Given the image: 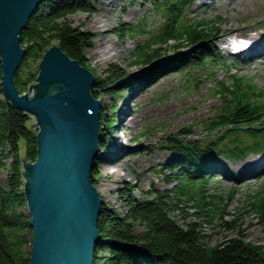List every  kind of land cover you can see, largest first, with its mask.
Here are the masks:
<instances>
[{
	"label": "trees",
	"instance_id": "1",
	"mask_svg": "<svg viewBox=\"0 0 264 264\" xmlns=\"http://www.w3.org/2000/svg\"><path fill=\"white\" fill-rule=\"evenodd\" d=\"M193 1L156 0L155 9L161 12L162 19L161 30L156 34H148L139 24L120 28V33L125 32L130 36L148 35L147 40L136 44L131 53L135 63H156L166 51L162 48L165 45L175 53L180 50L179 47H193L192 60L197 69L205 68L207 63L217 65L204 44L212 39L219 17L211 20L188 18L185 7L191 6ZM89 9L84 0L42 2L35 16L30 17L21 31L25 53L14 75L15 85L20 92L35 80L36 63L52 43L70 59L86 67L85 56L91 34L73 25L69 16ZM174 61L183 63L176 57L173 61L169 60ZM32 65L35 68L32 69ZM185 66L180 64L178 68L183 72ZM217 66H220L219 63ZM107 70L110 73L94 78L96 86L90 88L92 96L97 99L100 97L98 93L115 96L120 95L124 88L123 82H118L125 72L118 67ZM194 80L197 82V77ZM256 90L244 76L214 81L211 95L218 99L219 106L205 121V133L200 139L186 140L185 134L191 133L189 128L162 137L159 148L175 154V162L168 165L172 166L169 169L181 168L177 174L164 177L165 184H173L172 188H152L142 192L141 198L132 199L130 191L135 189V185H125L122 188L124 191L120 190V196L128 209L122 216L102 203L97 220L102 242L98 243L94 260L104 264H264L261 245L250 243L238 235L211 245L205 241L196 223L188 222L182 227L172 217L179 211L183 212L181 203L186 205L189 201L192 202L191 207L196 209L194 215L198 219L210 223L212 215L218 214L221 197L207 193L206 182L195 181L192 176L204 160L216 159L214 155L222 153L233 161L250 153L264 151V97L259 96L262 91L258 90L256 94ZM106 109L107 105L104 104L99 115L102 148L109 137L107 132L115 124L106 115ZM28 125L29 116L10 105L0 89V167L4 168L5 161H9L5 179H0V264L29 262L30 250L27 247H30L32 238L29 216L23 209L26 201L21 191L20 160H35L37 130L35 132ZM242 136L247 140L244 141ZM97 177L98 173L92 169V183ZM241 208L264 226V184L254 194L247 195Z\"/></svg>",
	"mask_w": 264,
	"mask_h": 264
},
{
	"label": "rangeland",
	"instance_id": "2",
	"mask_svg": "<svg viewBox=\"0 0 264 264\" xmlns=\"http://www.w3.org/2000/svg\"><path fill=\"white\" fill-rule=\"evenodd\" d=\"M84 1L90 8L89 11L70 15L69 20L80 30L91 34V43L85 56L87 61L85 68L94 78L105 76L110 73L107 69L112 70L114 67L125 72L124 77L118 82L119 84L123 82L124 87L120 95L97 94L100 96L98 100L101 107L107 105L105 113L115 121V124L109 130L113 138L108 137L101 151L102 160L110 156L113 160L109 161V166L102 168L101 165L98 167L101 161L96 159L94 169L98 177L93 183L103 204L122 216L128 209L120 196V190L125 185H135V189L130 191L132 199L141 198L142 192L152 188L160 190L172 188L173 184H165L164 177L177 174L181 168L172 171L169 169L172 166L168 165L175 162L171 160L175 158V154L159 148L162 137L189 128L191 133L185 134V139L188 141L200 139L205 133V121L210 119L219 106L218 99L211 95L216 79L226 81L231 76L247 77L257 88L255 93L262 91L259 96L264 97V55L261 57L253 55L254 57L249 59L244 58L246 53L237 56L230 52L232 48L227 52L222 50L225 44L219 41V38L227 40L238 34L248 40V45L253 40L250 37H256V41L260 39L259 36L264 33V30H261L264 26V23H261L264 21L262 4L264 0H195L191 6L185 7L188 18L211 20L219 17V22L214 25L212 39L204 46L206 45L205 48H208L207 51L220 66L207 63L205 68L200 69L195 68L193 64V47L182 46L175 53L162 45L166 51L156 63L144 65L134 62L132 51L136 44L146 41L148 35L130 36L124 34L125 32L120 33L119 30L139 24L148 34L158 33L161 30L162 19L161 12L155 9L156 0ZM231 2L233 3L229 4ZM54 45L55 43H52L51 46ZM175 57L183 63L169 62ZM38 64L36 63L37 74ZM180 64H186L183 72L178 68ZM33 68L35 65H32ZM195 77L198 79L197 82L194 80ZM35 84L36 78L28 84L25 91H19V95L33 98L36 92L32 87ZM58 86L59 84H53L48 91L55 92ZM113 103L116 104L115 107ZM126 107H132L134 119L127 121L125 117L126 121L122 123L120 116ZM28 116V127L36 132L37 127L33 126L36 119L34 116ZM100 128L102 127L99 125V130ZM242 139L247 140L245 136H242ZM118 144L121 147L116 148ZM257 155L248 154L236 161H229L222 153H217L214 155L216 159L206 162L204 160L195 174H190L194 176L195 181L206 182L207 193L221 197L218 204L219 212L217 215L213 214V219L208 223L196 218L194 215L196 209L191 207V201L186 202V205L181 203L183 212L179 211L172 215L176 223L182 227L188 222L196 223L205 241L211 245L238 235L250 243L261 245L264 250V226L251 213L241 208L247 195L254 194L264 184V174L243 182H239L237 178L250 170L256 161H262V158L258 157L253 163H247L246 167L238 168L241 163L245 164L248 158ZM20 165L22 178V158ZM8 167L9 161H5L4 168L0 167L1 180L5 179ZM229 174H232L230 179L226 177L230 176ZM21 191L23 192V186ZM23 209L27 214V206ZM30 236L32 238V233ZM27 249L30 250V247ZM93 264L104 263L94 260Z\"/></svg>",
	"mask_w": 264,
	"mask_h": 264
},
{
	"label": "water",
	"instance_id": "3",
	"mask_svg": "<svg viewBox=\"0 0 264 264\" xmlns=\"http://www.w3.org/2000/svg\"><path fill=\"white\" fill-rule=\"evenodd\" d=\"M44 0H0V89L6 101L34 116L36 158H22L23 194L32 239L28 264H93L102 239V208L92 180L101 160V102L91 95L93 74L57 45L38 64L33 98L19 95L14 75L21 61V31ZM59 84L55 92L49 87Z\"/></svg>",
	"mask_w": 264,
	"mask_h": 264
},
{
	"label": "bare ground",
	"instance_id": "4",
	"mask_svg": "<svg viewBox=\"0 0 264 264\" xmlns=\"http://www.w3.org/2000/svg\"><path fill=\"white\" fill-rule=\"evenodd\" d=\"M116 1V0H115ZM195 1V0H194ZM194 1L192 2V4L194 3ZM215 1V0H214ZM247 1V0H246ZM240 2V1H239ZM215 3V2H214ZM214 3H212V5L214 4ZM233 2H231V3H229V4H232ZM191 4V5H192ZM262 4H264V2H262ZM261 4V5H262ZM234 7V6H233ZM257 14V13H256ZM264 15V14H263ZM255 18V17H254ZM247 20V19H246ZM257 20V19H256ZM260 23V22H259ZM257 25V24H256ZM259 26V25H258ZM238 27V26H237ZM249 28V27H248ZM239 29H240V27H239ZM246 32H249V31H246ZM259 34V33H258ZM251 38H253V40H251V44L250 45H247L246 46V42H244V41H241V40H243V38L241 37V35H236V37L234 36L233 38H231V39H220L219 38V41H221L222 43H224L225 45L224 46H222V50H224V51H226L227 52V47H228V45H229V43L230 42H232V44L234 45V47H235V52H239V53H246V54H254L255 53V55L257 56V57H261V55H264V33L263 34H261L260 36H259V38L260 39H258L257 41H256V37H250V39ZM99 47V46H98ZM234 47H233V49H234ZM102 48H103V46H102ZM233 49H231V50H233ZM231 52V51H230ZM221 53V52H220ZM258 60V59H257ZM115 106H116V104H115ZM138 110V109H137ZM131 112V113H130ZM130 113V114H129ZM129 115V116H128ZM134 110L132 109V107H126L125 109H124V111H123V115L122 116H120V121L122 122V123H124V121H132L133 119H134ZM125 117H126V120H125ZM107 135L110 137V138H113L112 137V135H111V133H110V131H108L107 132ZM118 147H121L119 144L116 146V148H118ZM118 156V155H117ZM113 157V156H112ZM258 157V156H257ZM257 157H253V158H248L247 160H246V163L245 164H243V163H241L239 166H238V168L239 169H241V168H243V167H246L247 166V163H249V162H252L253 163V161L254 160H256V158ZM224 158H226V157H224ZM175 159V158H174ZM173 158L171 159V160H174ZM227 160H229L228 158H226ZM253 159V160H252ZM111 160H113L112 158H111V156L109 157V158H107V159H103L102 160V158H101V163L98 165V167L101 165V167L102 168H106L107 166H109V161H111ZM251 160V161H250ZM229 161H232V160H229ZM233 161H236V160H233ZM257 162V161H256ZM109 163V164H108ZM238 169V170H239ZM108 170V169H107ZM252 170V168L250 169V170H247L245 173H242V174H240L239 175V177H237L238 178V181L239 182H243L244 180H247V175H249L250 174V171ZM100 172V171H99ZM230 172V171H229ZM239 173H241V172H239ZM238 173V174H239ZM230 176H228V175H226V177H228L229 179L230 178H232V174H229ZM245 184V183H244Z\"/></svg>",
	"mask_w": 264,
	"mask_h": 264
}]
</instances>
